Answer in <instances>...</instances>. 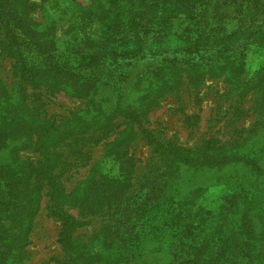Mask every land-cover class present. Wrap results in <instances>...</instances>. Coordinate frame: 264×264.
I'll return each mask as SVG.
<instances>
[{
    "label": "trees",
    "instance_id": "1",
    "mask_svg": "<svg viewBox=\"0 0 264 264\" xmlns=\"http://www.w3.org/2000/svg\"><path fill=\"white\" fill-rule=\"evenodd\" d=\"M62 1L45 0L37 3L35 0H0V74L4 69L3 61L10 59L14 78L10 82L2 80L6 95L0 96V168L8 167L14 176L26 178L36 186L34 193L41 196L36 205L35 195V207L40 206L44 196L47 197V211L61 225L58 242L64 257L57 258L58 264H124V255L120 263H117L120 253H94L93 246L102 245L103 236L101 233H94L95 231L90 235L83 234L80 229L84 223H80L67 211L70 203L78 205L87 195L89 197L91 193L98 194L89 188L90 183L96 181V176L102 177L104 200L107 198L103 200L99 211L110 208L108 213L112 215L114 209L119 211L122 204H127L129 208H144L143 216L128 217L127 226L123 224L119 227L122 235H119L121 231L117 232L118 239L123 238L126 241L131 237L134 240L127 242L129 250L132 251L130 264L166 262L170 256L166 248L178 236H182L179 231L182 227L170 228L173 233L164 235L167 229L158 233L151 223L153 218H159L160 211H167L176 203H182L183 211H187L182 216L183 223H191L187 230L191 236L184 235L178 241L184 242L186 248L194 252L196 244L200 241L198 247H201L204 242L200 240L201 229H196L193 223H200L202 220L206 222L210 218L209 208L199 202L203 191L213 186L208 183L209 178H206L208 176L204 167L209 166L208 163H220V160L231 161L229 163L238 166L239 170L231 168L227 178L229 180L218 183L233 190L232 194H255V191H251L254 175L258 173L264 178V87L259 85L258 69L255 71L256 78L252 77V82H246L245 87L232 97L233 101L225 111L231 115L230 124L233 123L234 135L231 139L226 143L216 138L208 139L194 147H184L178 144L177 136L167 135L165 126L163 130L149 126L150 113L159 105L161 99L172 93V80L168 77L162 78L167 72L160 65L162 63H145L148 67L143 70L145 77L138 76L141 70H136L139 71L136 73L133 69H129L132 72L124 76L123 69H118L116 61L107 63L106 69L98 70L99 56L93 54V47L87 49L89 53L77 54L76 49L61 56L56 53L59 37L56 34L58 16L55 13L59 10L61 14L71 8L70 1ZM96 1L104 5L114 2ZM115 1L123 4V1ZM179 1L182 3V11L171 17L169 22L180 18L187 22L186 26L178 33L170 29L168 22L167 32L165 35L160 33V38L163 37L173 44L186 39H189L187 43L195 42V48L185 49L184 56L194 62V73L203 84L214 73V60L223 57L224 53L221 52L227 50L232 37H221L218 43L206 42V38L211 35L206 23L212 13L218 12L219 0ZM255 1L264 9V0ZM35 9L36 12L37 9L41 10V20L35 19ZM138 11L142 12L140 8ZM140 18L141 25L133 36L140 41V47L134 51L130 48L126 50V59H132L136 63L146 57L148 44L153 40L147 38L150 32L146 34V21L142 22V17ZM216 31L212 30L211 33ZM71 38L76 37L72 35ZM115 48V52L121 54V45ZM34 49L39 63L36 65V75L29 78L27 71L30 70L25 54L35 51ZM190 76L187 74L185 80L177 81V92L182 85L193 84L195 87V81ZM137 86L141 92L139 95ZM143 89H148L150 93L146 94L147 91ZM132 91H136L135 94ZM61 92L80 101L79 107L66 115L54 112L47 117L50 113L48 103H55L52 99ZM148 98L153 103L148 102ZM246 102L248 106L244 105ZM184 107L178 105L174 109L181 111ZM6 110L13 115L6 117ZM250 112L255 115V122L250 128L238 127L243 117ZM193 116L199 117L198 114H186L188 119ZM19 140L27 145L25 149H21ZM139 140L149 145L152 150L145 161L135 155ZM100 144L104 147L103 154L91 163L93 149ZM27 149L37 153L36 159L21 156V152ZM198 156H202V159H197ZM26 163L29 164L26 166ZM87 165H91L87 177L67 192L63 176L71 168ZM246 167L244 177L247 180L241 177L233 180L235 172H242L241 168L245 170ZM166 177H173V181L167 184ZM195 188L201 192L199 197L194 196ZM192 201L196 208L189 215L188 207L190 208ZM177 213L174 212V216ZM172 219L173 217L168 220L172 222ZM128 229L132 230L133 236ZM168 237L170 241H165ZM146 255H153L154 258L151 261L146 260Z\"/></svg>",
    "mask_w": 264,
    "mask_h": 264
},
{
    "label": "rangeland",
    "instance_id": "2",
    "mask_svg": "<svg viewBox=\"0 0 264 264\" xmlns=\"http://www.w3.org/2000/svg\"><path fill=\"white\" fill-rule=\"evenodd\" d=\"M35 1L45 2V0ZM69 1L71 11L67 9V12L60 14L57 10L55 13V16H58L56 34L59 37L55 47L56 53L61 56L75 49L77 54L89 53L87 49L93 47L95 48L93 54L99 56L98 70H104L107 63L116 61L115 63L119 65L118 69H123L124 76L132 72L129 69H133L136 73L139 72L136 70H141L138 76L145 77L143 70L148 69L145 63L149 65L162 63L160 65L167 71L162 78L168 77L172 80V93L161 99L159 105L150 113L149 126L157 127L159 130H163L165 126L167 135L177 136L179 145L194 147L204 140L214 138L222 143L229 141L234 135L233 123L230 124L231 115L226 114L225 111L232 103V97L245 87L246 82H252L250 80L252 77L256 78L257 69L260 75H257L259 85L264 87V9L260 8L255 0L218 1L220 7L218 12L212 13L206 23L208 32L211 34L206 38V42L218 43L221 37L226 36V38L231 36L232 41L229 42L227 50L221 52L224 53L223 57H220V60H214V67H216L214 73L208 76L203 84L194 73V62L184 56L185 49L195 48V42L187 43L189 39H186L173 44L163 37L160 38V33L165 35L167 32L169 19L182 11V3L179 0H120L123 4H118L114 0L118 5L114 2L111 5L109 3L104 5L96 0H73V2L63 0L62 3H69ZM242 3L245 4L242 5ZM139 8L142 12L138 11ZM34 17L41 20V10L37 9L36 12L35 9ZM140 17L142 22L146 21V34L150 32L147 38L153 40L150 45L148 44L149 51L146 57L136 63L132 59H126V50L130 48L134 51L140 47V41L133 37L141 25ZM186 24L187 22H183L180 18L169 22L170 29L178 33L182 32V27ZM212 30L217 31L211 33ZM235 32L237 33L233 35ZM72 35L76 38H71ZM158 42L162 44L159 45ZM118 45H121V54L115 52V47ZM34 50L24 53L28 59L29 78L36 75V65L39 63L36 49ZM11 67V60L5 59L4 69L0 74V96L6 95L3 81L14 80ZM187 74L191 75L192 81H195V87L193 84L182 85L177 92V81L185 80ZM137 88L139 95L141 94L139 86ZM143 90L147 91L146 94L150 93L148 89ZM135 92L132 91V94ZM148 99V102L153 101ZM52 101L55 103H48L50 113L47 117L52 116L51 113L54 112L66 115L80 105V101L73 100L63 92L58 93ZM247 103L244 105L248 106ZM178 105L185 107L181 111L174 109V106ZM6 111V117L13 115L11 111ZM186 114H198L199 117L193 116L194 120H192L193 117L188 119ZM253 122H255V115L250 112L237 126L250 128ZM18 143L21 149L27 147L21 140ZM138 144L135 155L145 161L152 153L151 147L142 141ZM103 148L100 144L93 149L91 163L103 154ZM21 156L36 159L37 153L27 149L21 152ZM197 159L201 160L202 156H198ZM229 162L231 161L220 160V163L218 161L208 163L209 166L204 167L208 176L206 178H209L208 183L213 186L203 191L204 194L199 201L201 205L209 208V220L193 223L196 229H201L200 240L204 242L201 247H198L199 241L192 252L191 249L186 248L184 242L178 241L189 234L187 230L191 225L182 221V216L187 212L183 211L182 203L172 205L173 207L171 206L167 211H160L159 218H153L151 225L156 232L167 229L164 235L173 233V229L170 228L182 227L179 229L182 236H178L177 240H173L170 244L167 243L166 252L170 256L164 264H264V178L258 173L254 175L251 191H255V194L251 192H247V196L244 193L232 194L233 190L226 189L224 184L218 185L221 180H229L227 178L232 169H240ZM28 164L26 163V166ZM90 168L91 165L74 167L63 176L67 192L87 177ZM240 171L242 172H235L233 180L239 177L247 180L244 177L247 167L245 170L241 168ZM101 178L96 176V181H92L89 186L91 190L98 193L97 195L91 193L84 200L82 198V202H78L80 206L70 203L67 211L80 223H84L83 228L80 229L83 234L90 235L95 231L94 233H101L103 236V244L93 246L94 253L111 255L120 253L117 263H120L124 255L126 256L124 264H130L132 251L129 250L127 242L134 240L131 237L126 241L123 238L118 239L117 232L121 231L119 229L121 225L127 226L128 217L143 216L144 208H129L127 204H122L120 210L114 209L112 215L108 213L110 208L99 211L103 202L107 200V198L104 200V185ZM167 178V184L173 181V177ZM0 181L2 182L0 184V264H58L57 258L64 257L63 249L58 242L61 225L58 220L49 215L46 208L47 197L44 196L40 206L35 207L33 201L36 186L26 178L14 176L8 167L0 168ZM229 184H232L231 181ZM200 193L195 188L194 196L199 197ZM40 196V194L36 195V205L39 203ZM195 208L192 201L190 208L188 207L189 215L195 211ZM174 212L178 213L174 216ZM172 217L171 222L168 219ZM128 230L133 236L132 230ZM119 235H122V231ZM165 241H170V237ZM144 257L150 261L154 258L153 255Z\"/></svg>",
    "mask_w": 264,
    "mask_h": 264
}]
</instances>
